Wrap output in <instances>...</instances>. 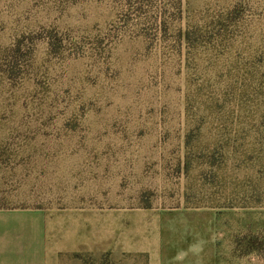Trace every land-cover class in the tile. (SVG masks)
Masks as SVG:
<instances>
[{"label":"rangeland","instance_id":"374dc122","mask_svg":"<svg viewBox=\"0 0 264 264\" xmlns=\"http://www.w3.org/2000/svg\"><path fill=\"white\" fill-rule=\"evenodd\" d=\"M0 208L214 218L264 264V0H0Z\"/></svg>","mask_w":264,"mask_h":264},{"label":"crops","instance_id":"0c3cea01","mask_svg":"<svg viewBox=\"0 0 264 264\" xmlns=\"http://www.w3.org/2000/svg\"><path fill=\"white\" fill-rule=\"evenodd\" d=\"M63 216L56 221L42 209H0V264H80V255L108 253L122 264H221V239L233 234L214 218L153 220L144 234L142 221L121 220L111 235L103 210L76 208Z\"/></svg>","mask_w":264,"mask_h":264},{"label":"trees","instance_id":"16d2710c","mask_svg":"<svg viewBox=\"0 0 264 264\" xmlns=\"http://www.w3.org/2000/svg\"><path fill=\"white\" fill-rule=\"evenodd\" d=\"M78 258L80 260V264H114L109 253L101 256L100 258H95L90 255H80Z\"/></svg>","mask_w":264,"mask_h":264}]
</instances>
